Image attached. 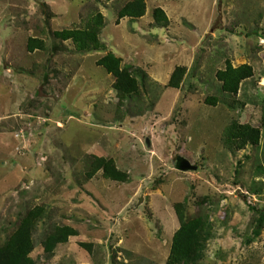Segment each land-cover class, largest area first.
Wrapping results in <instances>:
<instances>
[{
    "label": "rangeland",
    "instance_id": "1",
    "mask_svg": "<svg viewBox=\"0 0 264 264\" xmlns=\"http://www.w3.org/2000/svg\"><path fill=\"white\" fill-rule=\"evenodd\" d=\"M128 1L0 0V242L44 205L38 264H165L180 227L175 205L186 202L189 217L207 213L214 225L199 264H264V225L254 231L264 212V0H147L144 17L116 25ZM158 6L171 28L154 25ZM99 10L108 50L136 56L127 62L149 74L139 98L119 99L96 64L106 51L81 53L52 35ZM131 27L145 34L132 38L136 52L121 49ZM30 36L47 49L29 52ZM226 59L255 69L237 95L216 77ZM177 65L188 68L181 89L167 87ZM234 121L259 126L260 144L228 150ZM91 155L113 158L130 180L102 170L89 178ZM178 156L198 169H176ZM65 224L79 234L47 258L43 239Z\"/></svg>",
    "mask_w": 264,
    "mask_h": 264
},
{
    "label": "trees",
    "instance_id": "2",
    "mask_svg": "<svg viewBox=\"0 0 264 264\" xmlns=\"http://www.w3.org/2000/svg\"><path fill=\"white\" fill-rule=\"evenodd\" d=\"M103 1V0H98ZM111 1V0H105ZM147 13V0H129L117 13L116 24L122 18L131 20L142 18ZM154 25L168 27L170 18L166 10L160 6L153 9ZM53 16V15H52ZM105 15L99 10L84 24L72 28H64L52 31V35L60 42L71 41L81 53L103 50L106 54L96 61V64L114 77L113 88L121 101L139 98L146 87L148 72L141 66L124 63V58L115 52L108 50L107 45L101 40L103 29L107 25ZM29 52L46 50L45 39L30 36L27 42ZM186 65H177L170 75L167 87L181 89L187 74ZM255 69L250 63H242L235 66L230 59H226L224 68L218 69L216 77L221 83L223 92L237 95L244 80L253 77ZM219 99L216 96H208L207 104L217 105ZM262 138V130L259 126L250 123L232 122L224 132L223 142L225 147L232 151L246 149L248 146L259 145ZM86 174L89 178L102 170L106 178L118 182L130 180V174L120 169L113 158L91 155L87 160ZM176 213L180 221V227L172 237L169 256L165 264H199L207 250L209 241L214 236V225L207 213L189 217L186 202H178L175 205ZM47 214L44 205L31 208L21 219L14 231L0 242V264H38L32 256L36 248L34 234L39 221ZM264 225V212L261 211L259 223L254 229L255 235L260 233L259 227ZM79 234V230L71 225H55L42 241L44 255L52 258L59 244L69 241L71 236ZM89 253L93 252L92 243L80 242ZM116 258V254L114 255Z\"/></svg>",
    "mask_w": 264,
    "mask_h": 264
},
{
    "label": "crops",
    "instance_id": "3",
    "mask_svg": "<svg viewBox=\"0 0 264 264\" xmlns=\"http://www.w3.org/2000/svg\"><path fill=\"white\" fill-rule=\"evenodd\" d=\"M148 11V10H147ZM144 17V16H143ZM129 21H132L130 18H128V17H125V18H122L121 19V21H120V23L119 24H116V25H121L122 23H123V25L124 24H126V26H127V22H129ZM213 23V19L212 20H210V24H209V26H212L211 24ZM170 26V25H169ZM208 26V27H209ZM167 28H171V27H167ZM213 28V27H212ZM128 29V28H127ZM130 29H133V32L132 31H130V33L129 34H127L126 36H125V40L123 41V45H122V47H121V49H123V50H126V49H130V51H135L136 52V50H138V49H136V43H135V39H137V38H135L134 40L132 39L135 35H137L138 37H142L143 35H145L140 29H138V28H136V29H134V28H130ZM169 30V29H168ZM103 31H104V29H103ZM102 31V33H104ZM131 34V35H130ZM106 54V53H105ZM117 55H119V56H121L122 57V54H117ZM124 58V57H123ZM135 59H138L136 56H135V58H134V60ZM127 60H132V61H134L133 59H131L130 57H126V58H124V63H130V64H133L132 63V61L131 62H127ZM235 66H237V65H235ZM168 83V82H167Z\"/></svg>",
    "mask_w": 264,
    "mask_h": 264
},
{
    "label": "water",
    "instance_id": "4",
    "mask_svg": "<svg viewBox=\"0 0 264 264\" xmlns=\"http://www.w3.org/2000/svg\"><path fill=\"white\" fill-rule=\"evenodd\" d=\"M175 168L181 171H194L198 169V166L193 164L190 159L178 156L175 161Z\"/></svg>",
    "mask_w": 264,
    "mask_h": 264
}]
</instances>
